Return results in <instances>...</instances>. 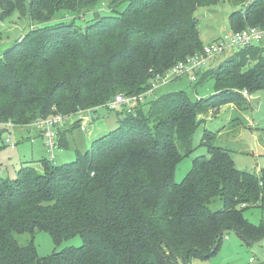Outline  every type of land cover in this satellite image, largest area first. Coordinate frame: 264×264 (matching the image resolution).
I'll return each instance as SVG.
<instances>
[{"label": "trees", "instance_id": "16d2710c", "mask_svg": "<svg viewBox=\"0 0 264 264\" xmlns=\"http://www.w3.org/2000/svg\"><path fill=\"white\" fill-rule=\"evenodd\" d=\"M124 1V10L116 12ZM229 1L237 7L229 16L231 30L264 27V0ZM218 2L0 0L3 19L18 13L31 22L28 33L0 56V122L26 128L20 139L36 143L27 129L37 140L46 127L29 124L61 114L67 122L56 126L58 149H68L82 120L67 125L79 111L91 112V122L118 93H145L119 112L117 127L90 148L77 149L74 161L59 165L44 158V172L27 162L14 180L0 172V264H188L216 254L227 231L248 243L264 237V225L244 215L248 207L264 206V168L259 175L237 168L235 146L216 141L220 134H205L201 145L208 155L195 157L188 175L175 181L213 101L231 97L233 85L264 90V43L230 54L239 69L231 76L210 60L195 70V79L188 73L168 77L178 63L205 55L195 12ZM99 3L115 14L102 15ZM60 11L76 18L94 12L96 18L79 27L75 19L57 21ZM163 76H187L195 89L214 80L215 91L196 102L183 90L167 92L144 112L142 102ZM245 103L239 109L251 108ZM219 200L222 207L213 209ZM38 231L49 232L57 246L77 237L82 245L41 257ZM24 234L31 236L26 244L17 238Z\"/></svg>", "mask_w": 264, "mask_h": 264}, {"label": "rangeland", "instance_id": "374dc122", "mask_svg": "<svg viewBox=\"0 0 264 264\" xmlns=\"http://www.w3.org/2000/svg\"><path fill=\"white\" fill-rule=\"evenodd\" d=\"M254 0H246V3ZM127 2L124 1L117 8L116 12H121L126 7ZM102 15L115 14V11L104 10L101 3L96 6ZM237 7L229 0H219L218 3L212 6L199 7L195 12L199 19V31L201 40L204 46L210 45L224 37L231 31L229 16L235 11ZM57 21L75 19V23L79 27H86L87 24L96 18L94 12L86 14L84 17L76 18L73 14L70 15L64 11H60L57 15ZM55 19L53 20V22ZM30 21L21 18L18 13H14L6 18L1 17L0 8V56L18 39L28 33L30 30ZM238 28V27H237ZM238 49L228 50L226 53L214 58V66L218 67L221 74L233 75L238 67L229 59L233 52ZM230 55V56H229ZM209 67V66H208ZM245 70H241L244 72ZM164 77V76H163ZM231 88V97L220 101H213L210 107V113L202 116V122L197 126L193 135L194 152L185 157L177 166L175 173V181L181 182L191 171L193 167V160L199 155H208V148L201 145L205 134L212 133L219 134L222 137H217L219 143L222 145L231 144L235 146V152L232 153L235 165L239 169L250 171L259 175L264 168V90L249 92L247 89L238 88L233 85ZM155 91L148 95L142 102V109L144 112L148 111L150 103L158 96L174 91H185L188 97L193 102L198 99L205 98L215 91V81L208 80L201 86L194 88V83L187 76L171 77L166 83L160 80L155 85ZM235 93H240L237 96ZM225 97V96H224ZM234 97V98H232ZM255 97V98H254ZM226 98V97H225ZM254 99V100H253ZM235 100L237 102H235ZM245 100L251 103V108L248 110L239 109L243 104L246 105ZM215 102V103H214ZM241 102V103H239ZM134 104L133 106H135ZM242 106V107H243ZM127 109L121 106L118 111H109L103 107L94 112L97 118L88 125V131L83 132L79 128H75L73 133L69 136L71 146L68 149H56V163L62 165L67 162L74 161L76 158V150L84 151L92 146L94 139L105 135L112 129L118 126L119 112ZM79 119V116H74L70 119V124L67 128L70 129L72 124ZM239 125H233V123ZM6 123V122H3ZM12 127V142L16 144L15 149L8 146L3 147L0 152V172L4 177L11 180L17 178V172L20 166L24 163L33 164L38 170L44 172L43 160L44 158L51 159L50 152L47 153L43 146V138H34L33 130L27 129L30 132V138L34 139V144L26 139H20V133L25 129L18 124L15 125L12 121L8 122ZM31 125V124H29ZM237 126V127H236ZM30 127V126H28ZM236 127V128H235ZM228 134L229 131H233ZM212 135V136H213ZM6 137V135H5ZM237 146V147H236ZM222 201H215L211 204L213 209L221 208ZM245 217L257 226L264 225V206L248 207L244 210ZM20 243L26 244L31 239L28 234L17 235ZM34 241L37 250L41 257H50L54 253L61 252L69 247H80L82 240L80 237L64 242L61 246H57L52 236L47 231H38L35 233ZM264 262V237L259 241L248 243L236 231L230 230L225 232L223 240L219 245L216 254L209 258L192 259L188 264H260Z\"/></svg>", "mask_w": 264, "mask_h": 264}, {"label": "built area", "instance_id": "2783aa9c", "mask_svg": "<svg viewBox=\"0 0 264 264\" xmlns=\"http://www.w3.org/2000/svg\"><path fill=\"white\" fill-rule=\"evenodd\" d=\"M264 43V27H248L240 31H229L220 40L205 47V55H194L189 57L186 61L178 63L169 72L168 77L172 74H185L188 73L192 79H195V70L202 68L206 62L213 60L214 58L224 54L228 50L235 48L242 49L254 44ZM167 77V78H168ZM167 78L160 77L159 80H163V83L167 81ZM154 90H149L150 92ZM145 97V93L142 95H126L124 93H118L112 100H110L104 107L109 111H118L121 106L131 109L134 104L142 100ZM87 111H79V117L82 120L80 129L82 131H88V123L94 115L87 113ZM67 122V117L61 114H53L47 118L39 119L30 126H36L37 128L46 129L42 132L43 145L46 147L48 153L50 152L51 160H56L55 151L58 148V130L57 125H64ZM11 124L0 122V152L4 145H8L15 148L12 142V127ZM12 128V129H11ZM6 135V137H5ZM35 139V138H34ZM33 139V140H34ZM261 264H264L262 262Z\"/></svg>", "mask_w": 264, "mask_h": 264}, {"label": "crops", "instance_id": "0c3cea01", "mask_svg": "<svg viewBox=\"0 0 264 264\" xmlns=\"http://www.w3.org/2000/svg\"><path fill=\"white\" fill-rule=\"evenodd\" d=\"M255 98V97H254ZM254 100V99H253ZM25 130L24 131H26V128H24Z\"/></svg>", "mask_w": 264, "mask_h": 264}]
</instances>
